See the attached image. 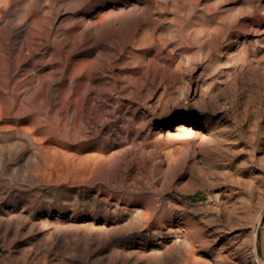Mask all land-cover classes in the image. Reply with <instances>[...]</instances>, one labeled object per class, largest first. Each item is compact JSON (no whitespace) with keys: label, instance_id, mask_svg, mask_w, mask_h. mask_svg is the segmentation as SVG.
<instances>
[{"label":"bare ground","instance_id":"obj_1","mask_svg":"<svg viewBox=\"0 0 264 264\" xmlns=\"http://www.w3.org/2000/svg\"><path fill=\"white\" fill-rule=\"evenodd\" d=\"M236 7L0 0V264H264L260 90L239 72L250 151L208 113Z\"/></svg>","mask_w":264,"mask_h":264},{"label":"rangeland","instance_id":"obj_2","mask_svg":"<svg viewBox=\"0 0 264 264\" xmlns=\"http://www.w3.org/2000/svg\"><path fill=\"white\" fill-rule=\"evenodd\" d=\"M232 4H234V7L237 6L236 8L238 9L234 16L236 20L234 19L231 23L227 35L220 39L223 49L219 60L221 64L220 66L218 65L219 68L217 67L218 83L216 84L220 99L218 105L214 106L213 109H208V113L213 114L221 123L230 127L232 136L227 146L233 152L238 151L244 153L250 151L252 149V143L255 144L260 141L263 136L258 133L257 129L254 130L252 127L248 128L250 127V121L248 120L242 122V129L239 128L238 122H241L243 119L238 112L235 113L234 111V99H236V94L238 93H236L235 90L237 88V91H239L238 88H240L241 85L238 76L241 71V76H243V80H245L244 82L247 87L253 90H260L261 96L259 94L258 99L261 106L263 105L262 107L264 108V0H232ZM255 8L262 9V14L260 16L255 13ZM241 22H243L242 26L240 25ZM239 45H241V47ZM235 48L244 49V57L241 58L243 59L242 61L241 59L237 60L236 54L238 50ZM256 80H258V82ZM177 98L176 101L178 103L180 101V108H177V106H179L178 104L174 103V105L172 103L173 100L168 101V106L165 110L167 114H163L161 118L158 119V122H164L171 118L176 119L182 117L184 114H194L196 112L195 107L192 106L193 101L185 100L181 96ZM167 109L169 110L167 111ZM222 111L224 113H222ZM262 120H264V112L262 114ZM252 136L255 138L254 140H252ZM173 194L192 203L205 200V198L202 197L200 188L197 189L194 194L190 195H180L175 191ZM257 247L260 257L263 258L264 243L261 234H259L257 239ZM249 264L254 263L250 261Z\"/></svg>","mask_w":264,"mask_h":264}]
</instances>
